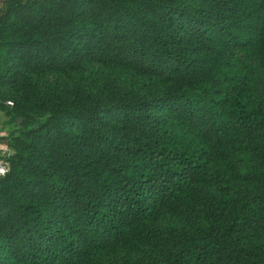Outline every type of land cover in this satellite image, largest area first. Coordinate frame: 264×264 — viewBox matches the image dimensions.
<instances>
[{
	"label": "trees",
	"instance_id": "obj_1",
	"mask_svg": "<svg viewBox=\"0 0 264 264\" xmlns=\"http://www.w3.org/2000/svg\"><path fill=\"white\" fill-rule=\"evenodd\" d=\"M4 3L0 264H264V0Z\"/></svg>",
	"mask_w": 264,
	"mask_h": 264
},
{
	"label": "rangeland",
	"instance_id": "obj_2",
	"mask_svg": "<svg viewBox=\"0 0 264 264\" xmlns=\"http://www.w3.org/2000/svg\"><path fill=\"white\" fill-rule=\"evenodd\" d=\"M4 1L5 0H0V11H2L4 8ZM9 118L10 117L7 112L0 111V146L3 144H8L7 141L2 138V136L4 133H6L5 129H7L9 126ZM3 157V150H0V159H3Z\"/></svg>",
	"mask_w": 264,
	"mask_h": 264
},
{
	"label": "built area",
	"instance_id": "obj_3",
	"mask_svg": "<svg viewBox=\"0 0 264 264\" xmlns=\"http://www.w3.org/2000/svg\"><path fill=\"white\" fill-rule=\"evenodd\" d=\"M6 103L10 106L14 104L11 100H7ZM0 150H3L4 154L3 159H0V176H4L10 169L9 162L5 159V157L11 155L12 150L8 144L1 145Z\"/></svg>",
	"mask_w": 264,
	"mask_h": 264
}]
</instances>
